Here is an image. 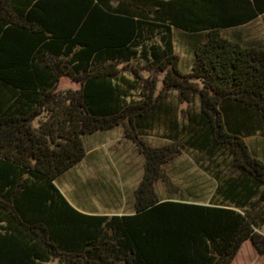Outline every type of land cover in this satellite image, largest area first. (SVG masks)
Listing matches in <instances>:
<instances>
[{
  "label": "trees",
  "instance_id": "16d2710c",
  "mask_svg": "<svg viewBox=\"0 0 264 264\" xmlns=\"http://www.w3.org/2000/svg\"><path fill=\"white\" fill-rule=\"evenodd\" d=\"M259 16L264 0H0V264H231L245 240L263 255L247 138H264V41L239 31ZM118 126L144 157L133 212H80L56 180ZM184 152L207 189L172 186Z\"/></svg>",
  "mask_w": 264,
  "mask_h": 264
},
{
  "label": "rangeland",
  "instance_id": "374dc122",
  "mask_svg": "<svg viewBox=\"0 0 264 264\" xmlns=\"http://www.w3.org/2000/svg\"><path fill=\"white\" fill-rule=\"evenodd\" d=\"M239 31L247 40L264 41V17H258ZM185 40L177 33L174 34L180 69L187 73L191 70L193 53ZM74 87L75 84L68 79L62 80L59 86L60 89ZM144 140L151 146L166 142L160 137L159 131L151 132ZM83 142L87 150L85 158L56 180L62 193L74 204L101 212L118 208L121 212L131 211L133 190L142 176L143 155L131 140L124 137L121 126L84 136ZM247 143L264 158L263 137L251 136L247 138ZM164 169L172 186L183 192L190 186L205 190L212 185L211 180L200 171L188 153L179 154ZM156 190L161 196L168 195L165 184L160 181L156 183ZM262 230L264 231V227ZM233 264H264V254H258L249 241L241 248Z\"/></svg>",
  "mask_w": 264,
  "mask_h": 264
},
{
  "label": "crops",
  "instance_id": "0c3cea01",
  "mask_svg": "<svg viewBox=\"0 0 264 264\" xmlns=\"http://www.w3.org/2000/svg\"><path fill=\"white\" fill-rule=\"evenodd\" d=\"M260 17V16H259ZM93 135V134H92ZM83 144H84V142H83ZM86 149V148H85ZM86 154H87V150H86ZM86 156V155H85ZM85 158V157H84ZM83 158V159H84ZM82 159V160H83ZM81 160V161H82ZM80 161V162H81ZM79 162V163H80ZM78 163V164H79ZM77 164V165H78ZM77 165H75V166H77ZM74 166V167H75ZM135 189V188H134ZM133 197V196H132ZM166 197V196H165ZM67 198V197H66ZM133 200H134V197L132 198V202H131V211H129V212H121V211H119L118 209H116V210H114V211H109V212H101V211H99V210H97V209H90V208H86V207H84V206H82V205H80V204H74V203H72L71 201H69L70 203H71V205L73 206V207H75L77 210H79L80 212H83V213H86V214H107V215H113V214H118V215H121V214H130V213H132L133 212ZM249 241L250 240H245L243 243H242V245H241V247H240V249L238 250V252H237V254H236V256L234 257V259H233V261L235 260V258L237 257V255L240 253V251H241V248L246 244V243H249ZM233 261H232V263L231 264H233Z\"/></svg>",
  "mask_w": 264,
  "mask_h": 264
}]
</instances>
